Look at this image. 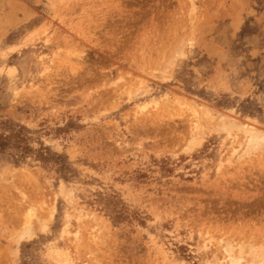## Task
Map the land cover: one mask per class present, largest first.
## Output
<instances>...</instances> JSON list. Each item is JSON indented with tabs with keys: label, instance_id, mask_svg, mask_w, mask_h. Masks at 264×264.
Returning <instances> with one entry per match:
<instances>
[{
	"label": "rangeland",
	"instance_id": "obj_1",
	"mask_svg": "<svg viewBox=\"0 0 264 264\" xmlns=\"http://www.w3.org/2000/svg\"><path fill=\"white\" fill-rule=\"evenodd\" d=\"M246 130L264 0H0V264H260Z\"/></svg>",
	"mask_w": 264,
	"mask_h": 264
},
{
	"label": "bare ground",
	"instance_id": "obj_2",
	"mask_svg": "<svg viewBox=\"0 0 264 264\" xmlns=\"http://www.w3.org/2000/svg\"><path fill=\"white\" fill-rule=\"evenodd\" d=\"M246 129V128H245ZM245 134H247V137L249 138V141H248V148L246 150H250L253 148L255 149L256 147H261L263 144L261 143L262 141H264V133H256L255 131H251V130H246L244 131ZM247 151V152H248ZM246 152V151H245ZM32 212L28 213L27 217H26V225L25 227L22 229V233L20 235L19 238H22L23 236H25L26 234H28L30 231V226H29V223L31 222L30 221V218L34 216V214H31ZM227 251L230 253L229 255H231L230 257H237V256H232V247H228L227 248ZM254 257H259L257 255H255ZM260 257H264V256H260ZM233 263H236L239 259L238 258H232L231 259ZM260 264H264V259H262V261L260 262Z\"/></svg>",
	"mask_w": 264,
	"mask_h": 264
}]
</instances>
